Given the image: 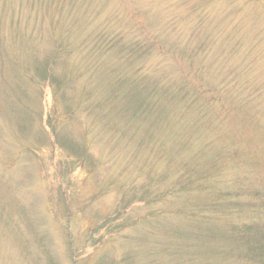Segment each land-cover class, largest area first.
I'll return each mask as SVG.
<instances>
[{
    "label": "rangeland",
    "instance_id": "374dc122",
    "mask_svg": "<svg viewBox=\"0 0 264 264\" xmlns=\"http://www.w3.org/2000/svg\"><path fill=\"white\" fill-rule=\"evenodd\" d=\"M0 264H264V0H0Z\"/></svg>",
    "mask_w": 264,
    "mask_h": 264
},
{
    "label": "trees",
    "instance_id": "16d2710c",
    "mask_svg": "<svg viewBox=\"0 0 264 264\" xmlns=\"http://www.w3.org/2000/svg\"><path fill=\"white\" fill-rule=\"evenodd\" d=\"M187 187L189 188V186H186V183L181 184L179 186V188L182 189V190L188 189ZM171 191H174V190L172 189ZM242 230L250 231V230H252V228H251V226L249 224H245V225H243V229Z\"/></svg>",
    "mask_w": 264,
    "mask_h": 264
}]
</instances>
